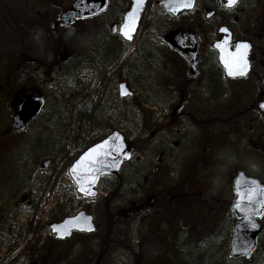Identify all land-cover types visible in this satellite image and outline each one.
<instances>
[{"label": "rangeland", "instance_id": "374dc122", "mask_svg": "<svg viewBox=\"0 0 264 264\" xmlns=\"http://www.w3.org/2000/svg\"><path fill=\"white\" fill-rule=\"evenodd\" d=\"M73 1L0 0V264H28L31 259L44 264L39 250L47 248L61 256L57 264H136L135 257L174 264L186 255L193 256L189 264H240L230 261V232L237 219L231 210L233 179L244 170L264 182L259 151L264 148V120L248 114L228 120L244 104L240 91L232 95L235 83L222 75H215V85L199 87L196 103L180 110L179 119L169 120L171 109L159 86L165 68L157 64L166 52L146 28H156L161 20V0L149 1L133 43L119 35L113 40L119 58L113 80L128 82L135 95L122 99L117 92L113 99L102 97L100 104L91 94L95 104L90 110L85 102L83 111L76 94L91 84L89 79V90L96 92L101 81L98 65L80 69L83 59L95 55L92 51L111 35L113 23L122 24L129 0H110L95 19L58 25L60 13ZM48 67H53L51 73ZM15 71L29 76L26 88L12 91L8 81ZM29 89L33 91L20 93V99L40 90L46 107L24 131H13L11 100ZM94 122L102 138L121 132L135 154L118 175L103 178L97 198L86 199L77 192L69 168L81 151L79 138L93 142L89 132ZM81 210L93 215L96 231L57 242L50 224ZM176 213L178 225L173 227ZM187 238L193 255L183 249ZM14 243L20 244L19 260L9 254ZM250 264H264V232Z\"/></svg>", "mask_w": 264, "mask_h": 264}, {"label": "flooded vegetation", "instance_id": "af4514ba", "mask_svg": "<svg viewBox=\"0 0 264 264\" xmlns=\"http://www.w3.org/2000/svg\"><path fill=\"white\" fill-rule=\"evenodd\" d=\"M186 3L187 0H185ZM130 6L131 0H129L128 7ZM181 6L179 3L178 7ZM150 7L151 3L148 0L139 29L144 22L145 13ZM161 11L163 15L160 16L161 20L156 23L157 27L148 24L146 28L149 32L148 35H155V40L159 41L161 48L166 52V55L160 57V62H157L160 68L164 67L167 70L163 71L159 86L165 92V101L168 102V107L174 112L172 116H176L182 108H191L197 101L195 91L199 87L209 86L212 75L218 73V75L224 76L227 82L235 83L236 90L234 88L232 95L240 91L241 102L248 107L245 114L251 115L252 120H264L263 113L258 109V105L264 102V79H262L264 76V0H237L231 7L227 6V0H192L191 7L180 10L175 16L168 15L164 10ZM84 21V19L79 20V22ZM171 31L176 33L180 50H175L164 42V36ZM116 37L117 34L111 32V35L105 36L97 44V48L92 51L94 56L83 59L80 69L85 70L87 65H98V72L101 75L99 86H95L96 92L92 89L89 90L92 88V80L89 79L91 84L86 82L87 88L83 84L81 93L77 94L82 100L80 107L83 111L85 107L82 104L85 102H88L90 110L95 104L94 96L91 94H95L99 98L97 102L101 104L102 97L113 99L112 94L116 95L118 92V86L112 76L116 71L117 62L116 46L113 41ZM239 42H246L250 45L246 51L250 71L245 77L227 78L225 70L220 64L219 52L215 49V43H222L224 47H228L230 53H235V45ZM66 49L63 48V58L67 55L65 54ZM87 54L91 56V52ZM154 54L155 51L152 52V56ZM188 54L198 57L197 73L192 77L190 76L192 64L186 57ZM149 61H151L150 58ZM47 69L49 73L53 71V67ZM149 79L150 83L154 85L155 81L151 76ZM36 91L39 95H43L40 90V92ZM224 91L228 92L227 89ZM146 103L154 105L156 102L146 100ZM158 105L161 104L158 103ZM90 120H92L91 117ZM89 136L90 140H93L89 144L83 142V138H79L80 152L103 139L97 123L94 122L93 130L89 132ZM260 151L264 154V148ZM48 162L50 165V161ZM19 253L20 244H12L9 250L11 257L19 260V255L16 256Z\"/></svg>", "mask_w": 264, "mask_h": 264}, {"label": "water", "instance_id": "95a60500", "mask_svg": "<svg viewBox=\"0 0 264 264\" xmlns=\"http://www.w3.org/2000/svg\"><path fill=\"white\" fill-rule=\"evenodd\" d=\"M147 0H143V3L137 5L136 0H132V6L130 11L136 12V19L134 20V30H128V35L126 36L122 29L124 25L126 14L124 15L123 23L121 24L119 33L127 41H132L133 36L135 35L141 16L144 11V7ZM109 0H75L71 7L67 9L64 13L61 14L60 20L63 24L69 25L80 18H90L94 17L101 12H103L108 6ZM163 5L168 12L177 14L181 9H186L189 6L178 7V0H163ZM192 3V0H191ZM118 25L114 24L112 30L116 33ZM129 36L131 38H129ZM164 40L170 46L176 49H181L180 44L177 40L176 33L170 32L165 35ZM218 43L215 44V48L219 52V59L222 66L225 69V74L228 77H244L249 71V65L247 67L246 73L243 75H229L228 70L225 67V59H230L228 47H224V44L219 43L221 47H216ZM249 49V48H248ZM232 54H236L232 53ZM188 58L191 60L192 69L190 76L192 77L197 73V63L198 57L193 56V54H188ZM246 59V57H245ZM247 60V59H246ZM248 63V61H247ZM121 96L126 97L131 95V92L128 90L126 84L120 85ZM45 105V100L41 97L30 96L26 100L16 104V113L11 122V128L13 130L24 131L29 124V122L35 119L42 111ZM260 110L264 113V103L259 105ZM108 140V145H103V142ZM96 145H103L102 148L97 149V153L93 154V160L99 158V153L103 152L105 148H111V154L103 157V162L101 166H98L99 170L94 173L95 182L90 183L89 172L86 169H90L91 166L88 164V159L86 158L81 164L76 165L75 172L72 171L73 165L76 164L78 160L90 149L94 148ZM177 145V144H176ZM133 153L131 148L127 145L124 136L119 131H114L106 139L94 144L89 147L85 152H83L71 165L69 173L74 180L77 191L85 197L95 198L98 195L96 187L103 176L117 175L125 162H128L132 159ZM161 155L157 156V161H160ZM116 165V166H113ZM48 167V163L44 164V168ZM89 177V179H85ZM81 179L82 183H78L77 180ZM247 181V183H245ZM252 181L256 182V185H252ZM238 185H241V191L247 188H252L253 199L249 202L247 199L241 198L239 203L240 207H237L238 197H237V188ZM81 186L84 187V191L81 190ZM264 185H262L258 179L249 178L245 175L244 172H238L234 182V190L236 198L234 204L232 205V210L240 217L237 220L232 238H231V252L230 256L232 258H246L250 259L252 254L255 252L258 237L261 235L264 226L259 224L257 219L261 218L264 214V204L261 201H264ZM258 193V194H257ZM255 225L253 227L252 225ZM51 230L55 234L56 239L64 240L72 236L73 231L84 232V233H93L96 229L94 224V219L92 215L87 214L85 211H81L75 216L67 217L60 223H55L51 225ZM29 264H37L35 261H31Z\"/></svg>", "mask_w": 264, "mask_h": 264}, {"label": "snow or ice", "instance_id": "6c2138e0", "mask_svg": "<svg viewBox=\"0 0 264 264\" xmlns=\"http://www.w3.org/2000/svg\"><path fill=\"white\" fill-rule=\"evenodd\" d=\"M178 2L182 5V6H191V0H187V3L185 4V0H178ZM237 2V0H227V6L231 7L233 5H235V3ZM137 5H140L143 3V0H136ZM136 19V12L130 11L129 13L126 14V18H125V22L124 25L122 26V31L123 33L127 36L128 35V30H134V20ZM226 31V30H224ZM129 38H131L129 36ZM216 47H221V45L218 43L216 45ZM250 47L249 44H247L246 42H239L235 45L236 48V54H232L229 53V57L230 59H225V67L228 70V74L235 76V75H243L246 73L247 67H248V63L247 60L245 59L246 57V51L247 49ZM109 141L106 140L103 142V145H108ZM103 145H96L94 148L90 149L88 152H86L81 158L80 160H78L76 162L75 165H73L72 171L75 172L76 170V165L81 164L86 158L88 159V164L91 166L90 169H86V171L89 172V177H90V183H94L95 182V175L94 173L96 171L99 170L98 166L102 165L103 162V157L110 155L111 154V148H105L103 152H100L99 158L93 160V154L97 153V149H100L103 147ZM116 166V165H113ZM89 177H85V179H89ZM78 183H82L81 179L78 178L77 180ZM245 183H247V181H245ZM253 186L256 185L255 181L251 182ZM242 186L238 185L237 188V197H238V203H237V207H240V199L244 198L247 199L249 202H251V200L253 199V191L252 188H247L244 189L243 191H241ZM81 190L84 191V187L81 186ZM262 191H264V189H261ZM258 194V193H257ZM262 204H264V201H261ZM253 227H255V225H252Z\"/></svg>", "mask_w": 264, "mask_h": 264}, {"label": "trees", "instance_id": "16d2710c", "mask_svg": "<svg viewBox=\"0 0 264 264\" xmlns=\"http://www.w3.org/2000/svg\"><path fill=\"white\" fill-rule=\"evenodd\" d=\"M118 50H119L118 52H120V46H119ZM116 53H117V50H116ZM215 75H218V73H214V75H212V78L210 79V81H211L210 85H215V83H214ZM15 80H17V81H15ZM28 82H29V76L28 75H23V74H21L18 71H15L14 74L9 75L8 84L10 85L12 91H14L16 89L20 90V89L26 88V86L28 85ZM244 108L245 107H243V110H241L240 112L237 111L236 115H238V116L241 115L244 112ZM107 198H108V196H107ZM173 198L177 201V196L173 195ZM163 199L165 200V197H163ZM175 203L176 202H173V206L176 205ZM168 205H170V203ZM164 207H165V211L167 213H169L168 209H166V206H164ZM176 216H177V213H176L175 217L173 218V220L171 221V224H172L173 227H176L178 225ZM167 220H168V218H167ZM192 233H195V232H192ZM231 233L232 232H230V237H231ZM196 234H199L198 226H197ZM193 236L195 237V239L197 238V235H193ZM170 242H168V243L170 244ZM193 248H194V246H192L190 244V239H188V238L185 239L184 240V248L183 249L184 250L188 249L189 252H190V255L191 254L193 255V253H194L193 252ZM39 252L41 253V258H42L44 264L48 263L50 261H52V264H57L59 262V260H60V257H61L59 255H55L53 249H51V248H47L46 250H41L40 249ZM192 258H193V256H191V258H187V255H186L185 257H182V259H180L178 262H176L174 264H189V263H193L192 262ZM135 260H136V264H152L151 262L150 263H144V262L140 261L139 257H135ZM251 260L252 259L247 260V259H243V258L242 259H232V258L230 259V261H234V262H237V263H240V264L241 263L242 264H250Z\"/></svg>", "mask_w": 264, "mask_h": 264}]
</instances>
